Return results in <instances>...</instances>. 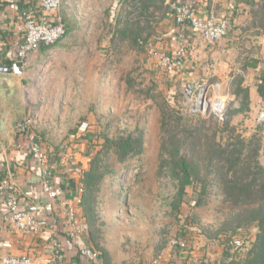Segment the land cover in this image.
I'll use <instances>...</instances> for the list:
<instances>
[{"label": "rangeland", "instance_id": "1", "mask_svg": "<svg viewBox=\"0 0 264 264\" xmlns=\"http://www.w3.org/2000/svg\"><path fill=\"white\" fill-rule=\"evenodd\" d=\"M188 1H193L196 7L197 0ZM112 4L113 0L64 1L61 15L67 33L79 34L77 39L83 37L71 41L81 50L69 55L70 63L82 64L79 74H76L78 81L74 84V91L77 93L72 103L60 105L61 110L68 111L71 108V111L65 114L66 119L62 121V125L57 121L58 112H52L49 117L46 115L47 110L41 121L37 122L36 119L34 126L44 134L48 129H52L50 133H60L76 128L75 133L80 134L78 139L89 138V142L94 146L93 153L102 147L107 134L117 136L123 130L143 132V152L130 156L124 162L113 159L114 170L105 177L101 185L98 207L102 224L99 241L109 253L111 264L169 262L171 257L183 251L175 244V241L180 239L188 240L189 244H195L201 239L221 243L227 253L221 264H238L244 261L252 248L258 228L252 226L243 230V246L236 248L230 244L235 238L231 239L229 247L228 244L222 243L221 237H225L224 234L208 233L218 231L221 221L234 210V207L225 201L217 185L213 183L210 187L211 197H208V203L192 210L186 225H180V214L172 210L177 184L171 177L158 174L160 105L168 97L173 101L170 87L175 85L178 96L176 101H173L174 107L189 113V110L183 107L187 91L185 81L180 76L179 70L182 69H170V66L161 63L160 53L169 54L162 39L155 44L148 42L144 49H140L130 39L123 40L120 37L119 41L113 36L117 21H112L111 18ZM131 9L132 6L125 2L117 7L118 16L122 19L121 27L127 11ZM248 10L249 8H244L236 11L235 15L244 21L240 23L233 22L232 14L228 13L216 17L231 18L228 37L241 36L238 48L233 50L232 61L235 63L231 64V70L225 73L228 75L230 71L233 72L229 74L233 76L231 85L229 88L223 87L225 91L231 92L227 109L231 106H241L242 94L236 93L238 83L242 78L244 87H252L253 68L247 65V60L263 49L260 44L252 46L249 41L259 30L250 27L249 22L252 21L251 16L248 17ZM147 16L142 19L146 24L144 34L148 31L164 32L172 26V15L164 1L158 9L151 6ZM246 22L249 24L246 25ZM248 26L250 29L246 28ZM187 48L189 50V46ZM77 86L80 91H84L85 99ZM23 99L22 92L18 91V96L13 98L10 104L0 103V119L8 107L12 112L9 117L16 119L17 128L22 119L33 117L34 108L23 103ZM249 105V111L238 113L233 118L234 136L241 134L256 140L260 134L259 128L264 124L257 119L259 111L264 108V99L253 98ZM44 106L46 104L40 105ZM215 116L223 117L211 110L199 114V118L207 119V128L214 124ZM84 122H89L90 127L82 132L80 127ZM230 133L232 132L226 130L227 138ZM260 143L264 145V138ZM185 151L190 153L188 148ZM257 158L264 165V149L261 148Z\"/></svg>", "mask_w": 264, "mask_h": 264}, {"label": "crops", "instance_id": "2", "mask_svg": "<svg viewBox=\"0 0 264 264\" xmlns=\"http://www.w3.org/2000/svg\"><path fill=\"white\" fill-rule=\"evenodd\" d=\"M62 1V6L58 11L60 15L65 0ZM22 3L43 22L52 23L55 14H57L56 11L51 12L53 14L45 12L41 0H22ZM245 7L246 5L239 0H197L196 2V9L200 16L219 18L220 14L228 13L232 14L235 23L244 22L240 16L235 14L236 11L243 10ZM171 24L170 29L161 32L162 43L166 45L169 52L178 47L180 31L174 22ZM243 24L245 25V23ZM20 25L21 19L18 13H13L10 10L6 0H0V43L3 42L10 47L17 45L23 37ZM185 33L193 36L188 42L189 50L185 64L179 68L182 69L179 71L185 85L202 80L213 88L218 87L221 94L230 96L231 92L225 91L223 87L229 88L233 79V76L229 74L233 72L230 71L228 75L225 73L231 70V64L235 63L232 61L233 50L238 48V40L241 36H226L215 44H209L203 41L200 35L194 33L193 29L188 28ZM77 36L80 35L66 32L65 36L57 43L50 46L43 45L31 53L26 58L24 72L21 76L0 75L10 79L0 78V103L10 104L11 100L18 96V91H21L24 97L23 103L34 108L32 116L37 119V122L43 119V115L48 110L46 115L49 117L52 112H58L57 121L62 125V121L66 119L65 114L70 112L71 108L68 111L61 110L60 105L74 101L77 93L76 90L74 91V84H76L75 81H78L76 74H79L80 68H82V64L73 65L69 61L70 54L81 50L71 42L74 39H83V37L77 39ZM249 41L254 47L256 44L263 47L261 51L256 52V55L260 56L264 63V35H256ZM3 56L4 53L0 52V59L4 60ZM262 69L264 70V66ZM252 72L254 79L252 87L249 88L252 99L263 100L255 86L256 72L254 70ZM77 88L80 89L78 86ZM80 94L85 99L83 90L80 91ZM42 104H46V106L40 107ZM11 113L9 107L5 108V113L1 114L3 118L0 119V179L5 177L13 179L22 203L29 200L24 196V192L32 189L34 192L32 201L43 205L49 199L42 190V173L30 154L27 139L16 126V119L9 117ZM50 126L52 127V124ZM51 130L48 129L44 134L37 129L43 147L49 155L52 168L50 179L54 185L61 189L64 198L72 201L81 185L84 171L89 168L93 147L90 148L92 144L89 142V138L87 140L86 138L78 139L77 136L80 134L75 133L76 128H72L68 132L63 130L60 133H50ZM50 219L56 222L62 238L65 235V230L69 229L62 209L57 208ZM47 238L48 232L46 231L35 234L30 230H17L6 218L0 223V255H30L34 264H77V248L81 246V242L76 243L74 250L64 251V258L59 259L46 253ZM83 241L85 242L82 239ZM190 244L188 248L182 249L181 253L171 257L169 262L162 261L161 264H221L227 255L221 243H212L201 239L195 244L194 242ZM98 262L90 263L98 264Z\"/></svg>", "mask_w": 264, "mask_h": 264}, {"label": "trees", "instance_id": "3", "mask_svg": "<svg viewBox=\"0 0 264 264\" xmlns=\"http://www.w3.org/2000/svg\"><path fill=\"white\" fill-rule=\"evenodd\" d=\"M163 1L113 0L110 8L111 18L112 21L114 19L117 21L113 36L119 41L120 37L123 40L130 39L140 49H144L148 42L155 44L163 39L159 31H148L144 34L146 24L142 20L148 17L151 6L158 9ZM239 1L246 5L245 8H249L247 13L252 21L249 22L250 27H256L259 30L255 36L264 35V0ZM124 2L129 3L132 9L127 11L125 22L121 27L122 19L120 20V15L118 16L117 7ZM19 3L25 6L22 0ZM226 20L231 27V18ZM249 23L246 22V25ZM250 27L246 28L250 29ZM177 49L178 47L169 52L173 60L178 58ZM247 65L256 72L255 86L259 96L264 99V70L262 69L264 63L261 57L254 53L247 60ZM171 67L176 68L175 65H171L170 69ZM175 88V85L170 87L173 101H176L178 96ZM237 88L236 93L242 94L243 97L241 106L238 108L231 106L228 109L226 106L222 118L215 116L216 119L213 121L215 127L212 124L207 128V119L199 118L201 113L191 114L184 112L183 109L181 111L176 109L169 97L160 105L158 174L171 177L177 184L172 210L180 214V225L187 224L193 209L208 203V197H211L210 187L213 183L217 185L225 201L230 203L234 210L221 221L218 231L208 233L224 234L225 237H221L222 243L230 247L232 238H242L243 230L256 226L258 232L252 248L244 261L238 264H264V165L257 158L261 148L264 149V145L260 143L264 138V124L259 131L257 129L260 134L256 140L248 139L241 134L234 136L233 118L238 113L249 111V102L252 99L250 89L243 86L242 78ZM226 130L232 132L228 134V138ZM187 148L190 153L185 151ZM143 150L142 131L123 130L117 136L107 134L102 147L92 154L89 168L82 175L81 211L89 225V231L83 235V240L98 251V264H111L109 253L99 241L102 220L98 206L102 182L114 170L113 159L124 162L130 156L141 154ZM186 207L188 209H185ZM76 263L92 264L80 252H77Z\"/></svg>", "mask_w": 264, "mask_h": 264}, {"label": "built area", "instance_id": "4", "mask_svg": "<svg viewBox=\"0 0 264 264\" xmlns=\"http://www.w3.org/2000/svg\"><path fill=\"white\" fill-rule=\"evenodd\" d=\"M6 1L10 10L13 13H18L21 19L20 29L23 30V37L17 45L12 47L6 46L3 42L0 43V52L4 53V60L0 59V75L13 74L21 76L24 72L26 58L31 53L43 45H53L65 36L67 32L65 22L58 12L63 1L41 0L45 12H57L52 23L39 20L29 7L20 5V0ZM164 2L168 5L172 20L180 31L178 34V58L176 60H173L165 52L160 53V55L155 52L159 55L163 65H175L176 68L184 66L188 53V42L193 38L192 35L185 33L188 28L193 29L194 33L200 35L202 40L209 44L217 43L228 34L230 29L228 20L200 16L193 1L164 0ZM185 89L187 92L183 107L188 109L189 113H206L211 110L215 114L223 115L229 96L221 94L218 87L213 88L201 80L197 83L186 84ZM257 119L260 123H264V108L259 111ZM35 124V117H25L18 123V130L29 143L30 154L42 173V190L49 200L43 205L32 201L34 192L30 189L24 192V196L29 200L22 203L13 179L10 177L2 178L0 179V223L8 218L17 230H30L35 234L48 232V243L45 251L59 259L64 258V251L74 250L76 243L81 242L77 252H80L90 262L96 263L99 261L98 251L88 243L82 242L83 235L89 231V225L81 211L83 187L81 185L78 187L77 194L70 201L64 198L61 189L53 184L50 179L52 168L49 155L43 147ZM89 127L90 123L84 122L80 130L84 132ZM57 208L62 209L69 224V229L65 230V235L62 238L56 222L50 219ZM175 244L181 249H186L189 246V241L180 239L175 241ZM231 245L235 248L242 247L243 238L233 239ZM0 264H34V260L26 254H3L0 255Z\"/></svg>", "mask_w": 264, "mask_h": 264}, {"label": "water", "instance_id": "5", "mask_svg": "<svg viewBox=\"0 0 264 264\" xmlns=\"http://www.w3.org/2000/svg\"><path fill=\"white\" fill-rule=\"evenodd\" d=\"M6 76H0V78H3L5 80H10L9 78H5ZM1 80V79H0ZM190 92V91H189Z\"/></svg>", "mask_w": 264, "mask_h": 264}]
</instances>
